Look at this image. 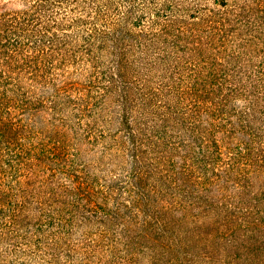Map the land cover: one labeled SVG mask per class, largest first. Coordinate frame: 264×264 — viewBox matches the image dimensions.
<instances>
[{
    "label": "trees",
    "instance_id": "1",
    "mask_svg": "<svg viewBox=\"0 0 264 264\" xmlns=\"http://www.w3.org/2000/svg\"><path fill=\"white\" fill-rule=\"evenodd\" d=\"M0 264H264V0H0Z\"/></svg>",
    "mask_w": 264,
    "mask_h": 264
}]
</instances>
